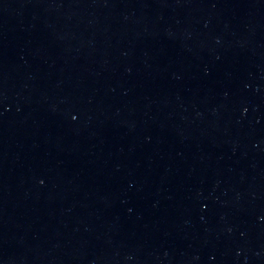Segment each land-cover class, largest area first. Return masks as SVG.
I'll list each match as a JSON object with an SVG mask.
<instances>
[{"label": "water", "instance_id": "water-1", "mask_svg": "<svg viewBox=\"0 0 264 264\" xmlns=\"http://www.w3.org/2000/svg\"><path fill=\"white\" fill-rule=\"evenodd\" d=\"M126 0H0V206Z\"/></svg>", "mask_w": 264, "mask_h": 264}]
</instances>
